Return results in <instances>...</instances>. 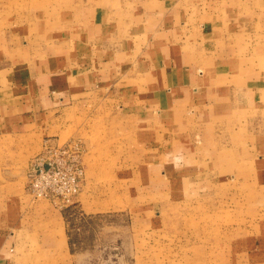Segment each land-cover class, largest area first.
Here are the masks:
<instances>
[{
    "label": "rangeland",
    "instance_id": "obj_1",
    "mask_svg": "<svg viewBox=\"0 0 264 264\" xmlns=\"http://www.w3.org/2000/svg\"><path fill=\"white\" fill-rule=\"evenodd\" d=\"M94 12L103 18L101 25L111 18L114 37L127 31L134 44L142 39L143 45L148 39L159 44L161 36L152 33L171 24L176 38L195 41L192 47L202 54L207 48L200 35L205 20L220 22L217 36L223 30L228 46L234 41L245 45L230 61L222 62L218 72L227 75L230 83L251 74L264 75V0H0V42L5 41L7 51L22 41L36 44L52 39L54 52L59 53L67 37L63 34L68 32L77 43L78 29L89 24ZM252 48L260 56L248 57ZM242 55L244 59H239ZM54 95L62 97L59 92ZM71 100L80 105L78 114L84 119L78 127L70 109L62 114L69 124L58 123L48 136L0 129V253L8 250L9 264L264 260L259 247L264 245V191L252 184L253 159L220 170L216 157L212 162L207 155L211 147L213 154L224 150V142L215 140L210 146L202 140L193 146L201 151L196 162L183 167L170 156L174 149L168 146L167 126L156 124V117L145 118L135 110L132 116L119 103L100 99L93 91ZM260 116L264 119L263 104L249 120ZM251 126L245 119L232 132L246 133ZM255 126L264 136V123ZM215 132L220 139L225 130L220 125ZM70 141L79 142L84 150L85 179L75 205L60 210L28 194L26 174L46 142ZM191 148L181 145L176 151L189 155ZM161 153L165 159L158 166ZM173 165L178 166L174 173Z\"/></svg>",
    "mask_w": 264,
    "mask_h": 264
},
{
    "label": "crops",
    "instance_id": "obj_2",
    "mask_svg": "<svg viewBox=\"0 0 264 264\" xmlns=\"http://www.w3.org/2000/svg\"><path fill=\"white\" fill-rule=\"evenodd\" d=\"M94 14L89 24L78 29L77 43L70 40L68 32L63 34L67 37L59 53L54 52L52 39L50 43L45 40L36 44L22 41L7 51L5 41L0 42V129L48 136L58 123L69 124L62 114L70 109L76 114L78 127L84 119L78 114L80 105L74 106L71 99L93 91L100 99L119 103L132 116L140 111L141 116L152 115L156 124L167 126L168 146L174 149L170 156L180 166L196 162L201 151H195L194 144L207 140L212 146L213 141L221 140L225 149L213 154L211 147L207 158L216 157L215 165L220 170L235 168L241 159H253L252 184L264 191V136L255 130V124L264 123V119L260 116L249 120L253 113L261 111L262 104L264 107V75L251 74L246 80L230 83L227 75L218 72L220 64L230 61L245 43L234 41L228 46L223 30V35L217 36L220 22L206 19L200 31L201 41L207 46L203 54L192 47L195 41L176 38L171 24L152 33L161 36L159 44H150L148 39L143 45L142 39L138 46L127 31L114 37L111 18L101 25L103 18ZM253 20L256 27L257 20ZM77 24L80 25L78 20ZM234 34L232 29V39ZM252 49L248 57L260 56L257 49ZM228 72L230 76L232 71ZM58 92L62 97L54 95ZM245 119L252 124V130L232 132ZM220 125L225 133L218 139L215 128ZM181 145L192 147L189 155L176 151ZM164 159L163 153L157 155L158 166ZM177 168L173 165L172 172ZM259 247L264 256V245ZM8 255V250L1 251L0 264H9ZM259 260L252 264H264Z\"/></svg>",
    "mask_w": 264,
    "mask_h": 264
},
{
    "label": "built area",
    "instance_id": "obj_3",
    "mask_svg": "<svg viewBox=\"0 0 264 264\" xmlns=\"http://www.w3.org/2000/svg\"><path fill=\"white\" fill-rule=\"evenodd\" d=\"M83 152L76 141L62 145L46 142L27 171L28 194L47 200L60 210L75 205L85 179Z\"/></svg>",
    "mask_w": 264,
    "mask_h": 264
}]
</instances>
